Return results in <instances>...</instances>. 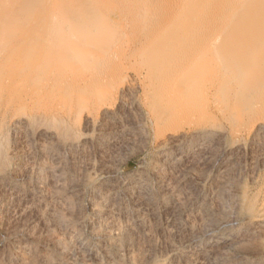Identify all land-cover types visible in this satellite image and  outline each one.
<instances>
[{
  "label": "bare ground",
  "instance_id": "1",
  "mask_svg": "<svg viewBox=\"0 0 264 264\" xmlns=\"http://www.w3.org/2000/svg\"><path fill=\"white\" fill-rule=\"evenodd\" d=\"M0 114H4V116L2 115V117L5 121L7 119V118L5 119V116L11 120L9 122H12V126H11L12 137H13V135L18 136V134H19L18 137H20V144H22L23 146L26 144L28 146V143L31 144V142H32V144L34 146L33 151L36 152V154L38 155L37 157H40V156L43 157L42 154L44 153V147L49 148V146L54 145L56 147V150H60L61 146L64 147V145H66L68 143L69 147L71 148L73 146L72 141L69 142L67 139L74 137L73 133H75V132H73L72 134H71V132L74 130L75 127L73 126L74 128L72 129L70 124L67 122L81 121V123H83V127H84V130L83 129L82 130L84 132H86L84 139H82V141H81V144H87L90 140H91L90 142H92V139H90V140L88 139V132H91V133L94 132L95 133L96 131H99V133L97 135L99 138L103 137L102 139H104V137L107 135H113V137L115 138V141L121 142V140H120L121 138H122V142H125L128 139L133 140L139 135L140 131H141V135H143L142 134V128H144L143 126H145V123L149 122L153 126L151 128L152 129L154 128V131L156 133V139H155L156 143L159 145V147L163 148L162 149L163 152L160 149H159V152L160 151L162 153H165L166 151L171 152L175 148H178V150H179V149H181L180 146H182L183 144H186V143H182V142L183 141L185 142L186 140H188V138H191L194 135L196 136L195 137L196 139L198 137H201V136L202 137L207 136V137L218 138V140H221V142H223V140L227 141L228 138H231L233 141V147L231 149V154L229 153V155H232L233 157H236L235 155H238V159H239V155L241 156V154L244 153L246 150H248L247 148H249V147H247V144H246L247 141L249 143L251 142L253 144L254 143L260 144V142H262L264 140V0H0ZM2 117H1V119H2ZM1 119H0V121H1ZM61 120L65 123V127L64 126L63 127H64V129H66L65 131H63L64 132L63 135H61V133H60L61 125L58 124L59 127L56 126L57 122H60ZM5 124H6V122H5ZM8 124H6V125H8ZM53 124H55V125H53ZM71 124L73 125V123H71ZM78 124H80V122ZM6 125H5V127H6ZM1 126H2V124L0 125V128H1ZM185 126H187V127L188 126H190V127L195 126V128H193L195 130V132H191V130L190 131L188 130V131L191 132L192 134L187 133V131L185 132L183 130V127H185ZM7 127H6V130H7ZM190 127H188V128L190 129ZM79 128H81V126ZM4 130H5V128L2 131H4ZM9 131H10V128H9ZM149 132H150V130H149ZM11 134H10V136H11ZM144 134H145V132H144ZM3 135H5V134L3 133ZM31 135H32V137H31ZM149 135H150V133H149ZM94 136H93V138H94ZM77 137H75L76 140H78ZM89 137H90V135H89ZM62 138L63 139L67 138L66 140L68 142H66V144H64L62 142L63 141ZM12 139H14V138H12ZM124 139H126V140L124 141ZM191 139H194V138L192 137ZM72 140H73V138H72ZM100 140L101 139H99V141ZM1 141H2V139H1ZM15 141L16 140L14 139V143H15ZM79 141H80V139H79ZM211 141H212V139H211ZM214 141H216V140H214ZM17 142H19V141H17ZM61 142L64 145H61L62 144ZM190 142H193V141H190ZM78 143H80V142H78ZM130 143H131V141H130ZM144 143H146V142H144ZM215 143L217 145L220 144V142H215ZM20 144L19 145L16 144V146H13L14 144H12V146L15 147V149L13 150V153L11 156L12 157L11 162L14 160L13 158L16 159V164L13 167L14 169H15V167L16 168L18 167V165L20 164L19 162L23 163V160H21L22 152L26 148L24 150H22L21 149L22 145H20ZM93 144L94 143H92V145ZM122 144H124V143H122ZM194 144H196V143H194ZM68 145H67V149H69ZM218 146L220 147V145H218ZM221 146H222V144H221ZM251 146H250V149H252ZM258 146H260V145H258ZM261 146H264V145L261 144ZM28 147L32 148V146H28ZM113 147L115 149V146H113ZM155 147H157V145ZM0 148L2 149L3 146ZM132 148H134V147H132ZM194 148H196V147H194ZM222 148H223V146H222ZM254 148H255V146H254ZM258 148L260 149V147H258ZM52 149L53 148H51V150ZM78 149L76 148L77 152H78ZM128 149H130V148H128ZM183 149H185V148H183ZM188 149H186L187 152H188ZM7 150H8V148H7ZM28 150H29V148H28ZM56 150L55 151L52 150L53 151L51 153L52 154L51 155L52 162L50 164L48 163L49 165L47 167L44 166L45 168L43 167V165H44L43 162L39 159L36 160L34 157V154H31V155H33V158L31 156V158L33 160L30 161V158H29V162L27 163L28 165L27 166L25 165L27 167V170L25 169L26 168L25 167L24 169L26 171V174H25L24 178H22V177L18 178L17 176H16L17 178L12 177L13 175L15 176V174H17L16 173L17 171L16 172L13 171L15 174H12L13 173L12 171H10V172L7 171L8 169H6V165H8L7 159L9 157H8V155L6 156L5 154H3L5 149H4V151L1 150L2 152H0V184H3L7 180L12 179V180H10V181H13L12 185H7L6 186L7 188H5V189H6V192L10 194L9 196L12 198V200L16 202L17 206L15 207V209H17L16 213H18V217L20 219L26 218V222L28 223L29 221H32L31 220L32 218H29L30 220H27L28 219L27 216L29 215V217H30L31 216L30 213L34 214V218H33L34 223H37L38 226L39 225L44 226V228L47 229V230L46 229L45 230L48 231V233L46 232L48 235H49V232H52V231H53V233L55 232L54 234H56L55 237L53 236L54 234L53 235L51 234V236H53V238L51 236H49L51 238H48V240H46L44 238L45 239L44 241H39L37 243L36 241H38V239L36 241H35V239L38 237H41L43 234L42 235L36 234V235H38L37 237L34 234L35 235V239H34V237H33L34 235L31 233L33 235V236L32 235L31 236L33 237L34 240L32 239V237L31 238L29 237L30 238L29 239L27 236V238L24 239L25 241H22L23 240L22 239L21 241L16 242V244L11 249V250H14V252H15V257H16L15 259L17 260L16 264H141V262H136L135 261L136 259L135 260L132 259L134 257V256H132L134 253L133 251L134 250L136 251V249H133V251H132L130 248L131 243L129 244V243H126V241H125L126 239L131 237L130 236V237L126 238L127 233L129 232V227H132V226H128L126 224V223H128V221L127 222L125 221L126 220L125 217H127L126 216L127 213L125 215V210H127V209L124 210L125 207L124 208L122 207V203H120V200H119L120 204L118 203L119 205H117L116 204L117 200H115L113 198L115 191L114 192H113V190L108 191V195L105 196L107 198H106V201L104 202V204L101 205L102 202L101 203L99 202L100 205L103 207V209L101 206L97 205L100 207V209L97 210L98 207L95 208L96 205L94 203H90L89 205L87 203L88 207H85L86 206L85 205L84 209H86V210L83 209L84 211L81 209L83 211V213H85V214L90 215L91 212L93 213L94 219L96 220L95 221L96 227L94 226L93 223H91L92 227H91L90 223H86V221H90L92 218H90V220L85 221V219L87 217V215H85L86 217L83 221V219L80 220V218H78V215L80 216L81 213L78 211H76L77 214L75 213L76 207H78V209L80 208V206H79L80 203L78 204L76 201H77L78 197H80L79 199H81V196H78L77 199L75 200V203H77L78 206L75 205V203H73L71 206V207H74V205L76 206L75 210L73 208V210H71V211H73L77 216L74 215L73 212L69 213L71 211L68 212L69 209L67 210V208H66V210L68 213L65 212L66 210H63V209L58 210L59 209L58 207L56 208L55 206H53L54 203H53V205L50 206L49 199H52V201H53L54 197H51V196H50L51 198L48 197L49 193L48 194L46 193L47 188H49L51 192L52 191L55 192V190L59 191L58 187L62 186L67 179L66 178L65 181H63V179H60L63 176L62 173L64 171V167L66 166L65 165L63 167V165L67 164V163L62 162L63 164L61 165V161H59L61 156L57 153H54V152H56ZM62 150H65V149L62 148ZM76 150L74 148V151H72V150L71 151L75 152ZM82 150H80L81 153L83 152ZM253 150H256V148ZM253 150H252V152H253ZM65 151H62V152H65ZM260 151L262 152V150H260ZM193 152H194V150H193ZM26 153H27V151H26ZM26 153H25V155L24 154L23 155L27 156ZM30 153H33V152H30ZM46 153H47L46 155H48V152H46ZM70 153H68L69 156H71ZM162 153L159 155L160 157L163 156ZM8 154H10V153L8 152ZM73 154L74 153H72V155ZM172 154H177V153L172 152ZM179 154H181V153H179ZM245 154L246 153H244V156H245ZM254 154H255V152H254ZM258 154H260V153H258ZM75 155H77V154H75ZM82 155L85 156L84 154H82ZM166 155H168V154L166 153ZM159 156H158V158H159ZM260 156L262 157L263 154L262 155L260 154ZM260 156L258 158H260ZM48 157H49V155H48ZM154 157H155V155H154ZM174 157L172 159H174ZM191 157H193V156H191ZM209 157L210 156H208V158ZM251 157H253V156H251ZM51 158L49 157V160H51ZM158 158L156 157V159H158ZM167 158H165V159H167ZM203 158H205V157H203ZM222 158H224V157L222 156ZM248 158H250V156ZM66 159L69 160L70 158H66ZM190 159H192V158H190ZM207 159H206V161H207ZM255 159L256 158H254V160ZM67 160H64V162H66ZM90 160H91V158H90ZM158 160H160V159H158ZM169 160L170 159H168V161ZM174 160H177V159L175 158ZM188 160H189V158H188ZM197 160L195 161L196 163H198ZM222 160H225V159H222ZM227 160H228L227 162H219L218 164L215 165V167L213 166L214 169L217 170L218 172L223 170L224 172L230 173V168H231L232 162L229 161V159H227ZM241 160L239 159L240 162H241ZM254 160H253V162H254ZM256 160H258V159H256ZM256 160H255L256 165H257V163H258V165L257 166L253 165L255 163L254 162V163H252V168L254 166H255L254 168L259 166L260 169H264V157H263V159L261 158L260 161H256ZM47 161H48V158H47ZM168 161H167V163H168ZM203 161L204 160H202V162ZM235 161H236V159H235ZM14 162L15 161H13V163ZM67 162L69 163L71 161H67ZM86 162H88V164H89V161H86ZM154 162H157V161L155 160ZM209 162H210V160H209ZM44 163H46V161ZM74 164H76V166L78 165L77 163H74ZM83 164H85V163H83ZM83 164H81V165H83ZM137 164L139 165V163H137ZM144 164H143V166L142 165L141 166L144 167ZM176 164H178V163H176ZM180 164H183L182 160H181ZM180 164L178 166H180ZM188 164H189V162H188ZM211 164H213V163H211ZM233 164L237 165V163H235V162ZM72 165H73V162H72ZM154 165H157V164H154ZM158 165H159V163H158ZM161 165H163V164H161ZM187 165H185V166H187ZM11 166L12 165L10 164V167ZM68 166H71L70 163L68 164ZM76 166L74 165V167H76ZM94 166H93V163H92V166H87V165H86V167L84 166L85 167L84 171L87 170L90 173L89 177H91V175H95V176L97 175V171H95L96 169L93 168ZM189 166H191V165H189ZM192 166H194V165H192ZM209 166H206L208 168L207 170L211 169L212 165L210 167ZM235 167L236 166H234V168ZM71 168H72V166H71ZM101 168L104 169L103 167H101ZM173 168H171V169H173ZM191 168L192 167H190V169ZM19 169H18V171H19ZM21 169H22V167H21ZM68 169H70V167H68ZM78 169H79V167L77 168V170ZM114 169H116V168H114ZM137 169H138V167H137ZM147 169H146V171H147ZM183 169L184 170L188 169L190 171L189 167L188 168L186 167ZM79 170H78V172H79ZM138 170H136V171H138ZM152 170H153V168H152ZM191 170H194V168ZM205 170L206 169H205V165H204V168L201 171L205 172ZM21 171H24V170H21ZM42 171L46 172L49 175L50 179H48V177L46 176V178H47L46 180H50L49 181L50 184L48 185V187L46 189H44V187H42V186L40 187V185H39V187L37 186V188H34L32 186L33 185L32 183L36 182L35 180L37 179V176H39V174ZM68 171H70V170H68ZM100 171L98 170V173ZM102 171L104 172L105 170H102ZM109 171L107 172V174L110 173ZM119 171H118V173H119ZM141 171L144 172V170H141ZM149 171H150V169H148L147 172H149ZM172 171H174V170H172ZM182 171L179 170L178 175H176L177 172L171 173L169 171L168 176L170 173L175 174L177 177L180 178L179 180H181L182 177H180L179 175H180V173H182ZM236 171H238V170H236ZM254 171H252V172H254ZM73 172H75V171H73ZM114 172H116V171L114 170L111 173L115 174ZM163 172L160 171V173H162V178H163V176L165 178L166 176H165V174L163 175ZM187 172H186V174H184V176H186L188 174ZM195 172L198 173L197 170ZM19 173H20V171H19ZM22 173H24V172H22ZM67 173H69V172H67ZM85 173H86V171H85ZM129 173L132 174V172H129ZM144 173H146V172H144ZM184 173H185V171H184ZM190 173L193 175L192 171H190ZM255 173H256V171H255ZM71 174L75 175V173L74 174L71 173ZM101 174H102V172H101ZM136 174H138V173H136ZM159 174H158V177H159ZM199 174H200V172H199ZM202 174L203 173H201L202 181L199 180L201 183L203 182V178H204L203 177L204 175H202ZM67 175H69V174H67ZM82 175L83 174L81 173V176ZM103 175H105V173H103ZM126 175L127 176H123L120 179L127 181V179L130 178V175H128V173ZM146 175H148V174L146 173ZM175 175H173V176H175ZM182 175H183V173H182ZM210 175H212V173ZM210 175H209V177H211ZM217 175H219V174H216V175L214 174V176H217ZM263 175H261V176H263ZM81 176L77 175L76 178L80 177L81 180H84L83 177L86 175H83L82 178H81ZM98 176H100V175H98ZM144 176H145L144 174L134 175L133 179H134V181H136L138 179L144 178ZM153 176H156V175H153ZM171 176L168 178L173 179V178H171ZM252 176L256 177V175H254V174ZM71 177H73V176H71ZM111 177L114 178V176H111ZM226 177L227 176H225L224 178L222 177L224 179L225 183H226L227 179H228V181H230L229 177L225 180ZM236 177H238V176H236ZM95 178H97V177H95ZM108 178H110V177H108ZM159 178L161 179V177H159ZM175 178L173 180H175ZM197 178L200 179V176L196 177V179ZM205 178H206V176H205ZM261 178L263 179V177H261ZM68 179H67L66 183L68 182L70 185L69 181L72 180V182H73V179L72 178L71 179L68 178ZM156 179H157V177H156ZM176 179H178V178H176ZM194 179H195V177H194ZM38 180L41 181L40 178ZM89 180H90V178H89ZM144 180H146V179H144ZM188 180H189V175H188ZM252 180H254V178H252ZM42 181H44V179H42ZM111 181H112V179H111ZM176 181H175V184H176ZM178 181H177V184H178ZM210 181H211V179H210ZM100 182H101V180H100ZM105 182H107V181H105ZM120 182L121 181L119 180V183ZM128 182H129V180H128ZM146 182L144 184H146ZM185 182H187V181H185ZM189 182H190V180H189ZM195 182H197V181L195 180ZM211 182H214V186L212 185L214 190L219 189L221 191L222 187L225 186V184H222L224 182L219 183L220 181L217 182V180H215V179ZM258 182H260V181H258ZM40 183H38V184H40ZM60 183H62V185ZM93 183H94V180H93ZM119 183L117 181L116 184H118V186H119ZM148 183L149 182H147V184ZM42 184H44V183H42ZM47 184H48V182H47ZM59 184H60V186H59ZM65 184H64V188H67V189L70 188V190L73 186H75V187H76V185L78 186V184H74L71 187H67V186L65 187ZM95 184H96V182H95ZM137 184H136V182H135V184L132 182L130 183L131 186L135 185L134 189L137 188V186H138ZM140 184H141V182H140ZM166 184L168 187L169 183L166 182ZM34 185H35V183H34ZM36 185H37V183H36ZM66 185H68V184H66ZM127 185H126V187H128ZM159 185H160V183H159ZM164 185L165 184H163V186ZM191 185H192V183H191ZM82 186H80V187L82 188ZM96 186H98V185L96 184ZM183 186H184V182H183ZM238 186H236V187H238ZM91 187H92V185H91ZM98 187H100V185ZM2 188H3V186H2ZM21 188H23V190H21ZM84 188L85 187L83 186L82 190ZM173 188H174V186H173ZM223 188H225V187H223ZM256 188H258V187H256ZM76 189H78V188L76 187ZM76 189H74V191ZM92 189H93V187H92ZM115 189L117 191V188H115ZM119 189H120V191H122L121 188H119ZM124 189H126V188H124ZM138 189H139V191H141V190H143V187H140ZM169 189H171L170 191H172V186ZM182 189H183V187H182ZM182 189H180V190H182ZM95 190H97V189H95ZM104 190H105V188H104ZM162 190H163V188H162ZM177 190H178V188H177ZM234 190L235 189H233V191ZM0 191H2V190L0 189ZM22 191H24V192H22ZM78 191L81 192V190H78ZM84 191H86V190H84ZM100 191H97V192H100ZM175 191L173 193H175ZM225 191H226V189H225ZM250 191H251V189H250ZM250 191H247V190L245 191V189L239 190V191L235 192L236 193L235 196L232 195V196H234L232 199H234V198L235 199L234 200L230 199V201H232V202L236 201V203H238L237 205H240L241 209L248 211L251 214L253 212L256 213L257 209L255 207H250L251 205L249 206L248 203L250 200L253 201L252 199L258 197L260 194L262 196V192L259 191L256 194H252ZM252 191H253V189H252ZM3 192H4V190H3ZM6 192H5V194H6ZM51 192H50V194H51ZM101 192L103 193L104 191H101ZM126 192H127V189H126ZM129 192H130V190H129ZM160 192H165V190L164 191L160 190ZM2 193H0V194H2ZM65 193H67V192H64L63 194H65ZM102 193H100V194H102ZM133 193H134V191H133ZM178 193H180V192H178ZM231 193H232V191H231ZM253 193H255V192H253ZM54 194H55L54 201L56 202V198H57L56 196L57 195H56V193L52 192V195H54ZM84 194H85V192H84ZM116 194H118V193H116ZM143 194L141 195V197L142 196L144 197ZM158 194H159L158 197H160L161 194L160 193H158ZM162 194L164 195V193H162ZM224 194H226V193H224ZM72 195H73V193H72ZM76 195H78V194H76ZM124 195H126V194H124ZM179 195H181V193ZM201 195H202V193H201ZM221 195H219V198H221V200L224 201L225 200L223 197L224 195L223 196H221ZM228 195L229 194H226V196H228ZM263 195H264V192H263ZM137 196H140V195L136 194V197ZM154 196H156V195L154 194ZM171 196H173V195H171ZM177 196H178V194H177ZM214 196H213V198H214ZM229 196L231 198V195H229ZM1 197H4V196L2 195ZM10 197H8V198H10ZM84 197L86 198V196H84ZM102 197H104V196H102ZM105 197H104V199H105ZM129 197L130 196H128V198ZM163 197L166 198L165 195ZM175 197H174V199H175ZM178 197H179V201H178V199H177V201L180 202V200H182V199L180 198V196H178ZM64 198H66V197H64ZM75 198H76V196H75ZM122 198L123 197H121V199ZM137 198H139V197H137ZM196 198H198V197H196ZM219 198H217V200ZM225 198H227V197H225ZM6 199L4 200V202L6 201ZM71 199H73V201H74V198L71 197V195H70L69 200H67V199L66 200L69 202ZM82 199H84V198H82ZM95 199L96 198H94L93 201ZM101 199H103V198H101ZM124 199H126V198H124ZM130 199H132V198H130ZM155 199L157 200V197ZM215 199H216V197H215ZM59 200H61V199L59 198ZM97 200L95 201L96 204H97ZM139 200H140V198H139ZM146 200H147V198H146ZM150 200H152V199L150 198ZM260 200L261 199H259V201ZM0 201H1V198H0ZM36 201H38L39 204L38 203L35 204ZM67 201H64V202L66 203ZM79 201L81 203L83 202L82 200H79ZM138 201H137V203H139ZM157 201H153V202H157ZM203 201H206V199ZM216 201H215V203H216ZM222 201H220V202H222ZM225 201H227V200H225ZM147 202H146V204L151 206L150 203L148 204ZM181 202L183 203L184 201H181ZM201 202H202V200H201ZM207 202H209V201H206V203ZM213 202H214V199H213ZM59 203H58V205L62 204V202L60 204ZM69 203L71 204L72 201H70ZM137 203H136V205H137ZM180 203H178L179 204L178 207L182 206L181 205L182 203L181 204ZM233 203H235V202H233ZM253 203H254V201H253ZM11 204H13V203H11ZM66 204L65 205L62 204L64 206L63 207L64 209L66 207ZM130 204H131V202H130ZM194 204H196V203H194ZM260 204H264V200H263V203H260ZM6 205H8L7 202H6ZM13 205L15 206V204H13ZM13 205H10V206H13ZM189 205H190V202H189ZM215 205H213V206L211 205L210 208H213V207L215 208ZM254 205H256V204H254ZM128 206H126V207H128ZM138 206H140V205L138 204ZM173 206H174V204H173ZM175 206L177 207V205H175ZM43 207H45V208L48 207L47 211H49L48 212L50 214L49 216L52 215L54 218H58L59 220L62 219L63 220V221L61 220L62 223H64V222L67 223V225H65L66 223H64L65 226H62L63 224H60L61 226L59 225L60 229L62 230V231H60L61 235H60V233H59V235L57 234L59 232V230L56 229V231H58L56 233V231L54 229V228H58V224H57V221L59 222L58 219H57V221H55L56 219L54 220L56 223L52 220V222H54L53 224H55L54 228L50 223L51 221H48L50 223V225L45 224L46 221L44 220V218H47L48 214H46V216H44L45 215L44 213H43L44 215L42 214V212H45V210L42 211V209H44ZM67 207H70V206L68 205ZM155 207H157V206L155 205ZM176 207L174 209H176ZM199 207L197 210L200 209ZM2 208H4V207H2ZM13 208H11V209H13ZM60 208H62V206ZM81 208H83V206ZM150 208L148 207V209H150ZM172 208L170 207V210ZM15 209L12 211L14 212ZM145 209H146V207H145ZM174 209H172V210L175 211ZM221 209H222V211H225V210H223V208H221ZM95 210H97V211L94 212ZM151 210H150V213L156 211V210L155 211H151ZM157 210L159 212H163V211H160L159 209H157ZM165 210H167V209H165ZM168 210H169V208H168ZM201 210H204V209H201ZM216 210H217V208H216ZM158 211H157V213H158ZM262 211L263 210H261V212ZM233 212H234V210H233ZM165 213L168 214L167 211ZM200 213H203V212H200ZM210 213H211V211H210ZM12 214H14V213H12ZM155 214H156V212H155ZM155 214H154V218L156 219ZM206 214H208V213H206ZM215 214L216 213H214V215ZM131 215H132V213H131ZM147 215H149V214L147 213ZM200 215L202 216V214H200ZM214 215L213 216L210 215V216H212L214 218ZM83 216H84V214L81 216V218ZM180 216H182V215L180 214ZM256 216H257V214H256ZM53 217H52V219H54ZM104 217H106L108 219V223L110 226L107 227L108 223L106 225L104 224V226H101L102 224L101 225L98 224V227L101 226L100 228H102V229L100 232H97V234L94 233L98 230L97 229L96 231H94L97 228L96 222L97 221L100 222L101 219L104 222V220L106 219V218L103 219ZM205 217H206V215H205ZM234 217H237V216L234 215ZM7 218H9V217H7ZM132 218H133L134 222L138 221V222L142 223L143 225H145L143 223L145 221H143V220L139 221V219L141 217H140V214L138 212L135 213ZM132 218H130V219L132 220ZM173 218L175 219V217H173ZM178 218H179V216H178ZM188 218L186 221H189ZM237 218L235 220H237ZM107 219H106V221H107ZM142 219H144V218H142ZM158 219H159V217H158ZM176 219H177V217H176ZM179 219H182V218L180 217ZM205 219H208V218H205ZM231 219H233V218H231ZM127 220H128V218H127ZM239 220L241 222L243 219H239ZM148 221H149V219H148ZM152 221L154 222V219ZM163 221H164V219H163ZM173 221H175V220H173ZM202 221H204V220H202ZM227 221L228 220H226V222ZM243 221H247V220H243ZM243 221L241 223H243ZM26 222L23 221L22 226H24L23 224H26ZM120 222L122 223L121 226H123V228L120 226ZM171 222L172 221L170 220V223ZM224 222H222L223 225H224ZM233 222H235V221H233ZM104 223H106V222H104ZM166 223L169 224L168 221ZM8 224H9V222H8ZM10 224H11V222H10ZM88 224L90 225V227L92 229L89 228L90 231H89V229L87 230L89 232L86 231L87 233L82 234L80 227L81 228L83 226L87 227ZM147 224H149V223H147ZM159 224H158L159 227H160V225L165 226V222H164V224H160V225ZM175 224H176V222L174 223V225ZM130 225H131V223H130ZM143 225H142V227H143ZM172 225H173V223H172ZM191 225H195V223L191 224ZM225 225H228V224H225ZM250 225L251 226H249V227L252 228V230H253V232H255V234H258V233H256L257 230H260V232H259V234H260L261 229H263V231H264V218L257 217V219L252 220ZM31 226H33V225L31 224ZM31 226H28V227H31ZM38 226H37V228H40ZM151 226L147 227V229H149ZM164 226H161V227H162V229L165 230ZM206 226H208V225H206ZM103 227H105V228H103ZM144 227L142 228V231L145 232ZM154 227H152V228H154ZM168 227H170V226L168 225ZM185 227H186V225H185ZM228 227H230V224L228 225ZM233 227H234V225H233ZM15 228L16 227H14V230L16 231L17 229H15ZM41 228H43V227H41ZM41 228L38 229V232H40L39 230H41ZM237 228L240 229L241 226L239 227V224H238ZM242 228H243V226H242ZM30 229H27V230H30ZM160 229H158V230H160ZM171 229H169V230L171 231ZM176 229H178V228H176ZM189 229H190V227H189ZM33 230H34V228H33ZM33 230H31V231H33ZM230 230L231 229H225L224 231L222 230L223 231V234L221 235L222 237L219 238V240L217 239L218 241H213L214 238H213V240L211 238H208V240H206L208 243L207 253H209L210 256L214 254V257H215L216 255H219V254L215 255V253L219 252V250H222V251H223V249L226 250V248H228L230 246L232 247V245L235 244L234 243L235 240L233 242V240L230 239L231 238L229 236ZM42 231H44V230H42ZM146 231H148V233H150L149 232L150 230H146ZM237 231L235 230V232H237ZM242 231H241V233H242ZM33 232H35V231H33ZM130 232H131V230H130ZM139 232L141 233V231H139ZM139 232H137V235L138 234L140 235ZM144 232H142V233H144ZM158 232H161V231H158ZM165 232H166V230H165ZM188 232H190V231H188ZM208 232L209 231H207V233ZM23 233H25V232H23ZM46 233H44L45 235L43 237L47 236ZM134 234H136V233H134ZM152 234H154V231ZM159 234L160 233H158L157 235L154 234L153 236H155V235L160 236L161 234L160 235ZM174 234H175V232H174ZM216 234L212 233V235H216ZM232 234H233V232H232ZM250 234H252V233H250ZM18 235H20V234H18ZM129 235H130V233H129ZM144 235L146 236V234H144ZM164 235L166 236V234H164ZM175 235L177 237V234H175ZM23 236L26 237L25 234ZM148 236H151V235L147 234L146 237H148ZM195 236H196V234H195ZM209 236H211V234ZM217 236H215V237H217ZM256 236H255V238H256ZM260 236L262 237L261 234L258 235L259 238H260ZM94 237H97L96 239L100 240V242H98L96 240L99 243V245H98V247H96V249L92 246V244H90L91 240ZM141 237L139 236V238H141ZM143 237H142V239L146 238V237H144V238ZM169 237H173V235L172 236L168 235V238ZM248 237H249V235H248ZM41 238H40V240H41ZM196 238H195V240H196ZM138 239H136V240H138ZM178 239H179V237H178ZM232 239H234V238H232ZM144 240H143V242H144ZM173 240L175 242V239H173ZM237 240H239V239H237ZM241 240L239 242H242ZM253 240H255V239H253ZM253 240H250V242L251 241L253 242ZM187 241H190V239ZM84 242L85 243L87 242L88 244L84 245L83 244ZM133 242L131 244V247L133 245ZM149 242H150V240H149ZM179 242H176V243L180 244ZM204 242L205 241H203V243ZM239 242L237 241V243H239ZM244 242L242 244H244ZM10 244H13V243L11 242ZM169 244H170V241H169ZM166 245H168V244H166ZM196 245H198V244H196ZM204 245H205V243H204ZM256 245H254V248H256L255 247ZM82 246L83 247L92 246L95 250L93 249V251L89 252L88 249L86 248L88 253H85L86 251L85 252L83 251V249H85V248H83ZM171 246H172V242H171ZM171 246L169 245V246H167V248L164 247V249L165 250L168 249V252L166 251L167 252L166 254H168L170 256L169 258H171V260L173 262L174 261L176 262V258L178 256L176 254L177 250L173 251L174 247H172V249H170ZM173 246H175V244H173ZM180 246H179V248H180ZM240 247L241 246H239V249H242L245 246H243L242 248H240ZM136 248H138V247H136ZM156 248H157V246H156ZM156 248H154V249H156ZM159 248L161 249L160 246H159ZM159 248H157V249L159 250ZM176 248L177 247L175 246V249ZM195 249H197V247ZM144 250H146V248ZM148 250H151V248ZM179 250H181V249H179ZM182 250H183V248H182ZM1 251H4V250L2 249ZM5 251H6V249H5ZM131 251L133 253H131ZM137 251H139V250H137ZM152 251H155V250L152 249ZM203 251H202V253H203ZM233 251H234V249H233ZM236 251H238V250H236ZM229 252H231V251H229ZM239 252H240V250H239ZM7 253H8V251H7ZM146 253H147V251H146ZM155 253H157V252H155ZM178 253H179V251H178ZM189 253H192V252L189 251ZM202 253L200 252V254H202ZM243 253H245V252L243 251ZM259 253H258V255H259ZM2 254L6 255L3 252H2ZM70 254L71 255L73 254V258H70V256H71ZM121 254H122V256H121ZM186 254H188V252H186L185 255ZM196 254L198 255L199 253L197 252ZM226 254H228V253H226ZM235 254H237V253H235ZM247 254L249 255V253H247ZM252 254H253V256L255 255L254 253H252ZM9 255H11V253H9ZM145 255H143V256L141 255V256L144 258ZM152 255H153V253H152ZM157 255H158V253H157ZM179 255L181 256V254H179ZM229 255H227V256L224 255V256H226V258H227ZM248 255H246V256H248ZM131 256H132V258H131ZM141 256H139V257H141ZM243 256H245V254ZM246 256H245V258H247ZM1 257H3V256L1 255ZM10 257H9V260H10ZM149 257H150V255H149ZM159 257H162V256H159ZM204 257H206V256H204ZM204 257L198 256V258H197L198 263L202 262ZM4 258H5V256H4ZM145 258H146V256H145ZM148 258H146V259H148ZM184 258L185 257L183 256V259ZM186 258H187V256H186ZM194 258H196V257H194ZM208 258H205V259L209 260ZM242 258H239L241 260V262H243ZM146 259H144V260L146 261ZM216 259H218V257ZM261 259H263V258H261ZM139 260H140V258H139ZM144 260H142V261L144 262ZM148 260H147V262H148ZM188 260L190 262L191 259H188ZM192 260H193V258H192ZM240 260H238V261H240ZM250 260H252V262H253L254 259L250 258ZM10 261H12V260H10ZM137 261H138V259H137ZM162 261H165V260H162ZM184 261H186V259ZM0 262H2V261L0 260ZM4 262L6 263L7 261H4ZM159 262H161V260ZM219 262H221V261H219ZM228 262H230V261H228ZM152 263H153V258L150 259V264H152ZM207 263H209V261H207ZM224 263H226V261H224ZM231 263H232V261H231ZM244 263L247 264V261ZM254 263H255V261H254ZM256 263H258V261ZM262 263H264V262L262 261ZM145 264H147V263H145ZM165 264H167V263H165ZM236 264H239V263L236 262Z\"/></svg>",
  "mask_w": 264,
  "mask_h": 264
},
{
  "label": "rangeland",
  "instance_id": "2",
  "mask_svg": "<svg viewBox=\"0 0 264 264\" xmlns=\"http://www.w3.org/2000/svg\"><path fill=\"white\" fill-rule=\"evenodd\" d=\"M2 115L4 116V114H0V116L2 117ZM1 117H0V119H1ZM7 118V119H6ZM5 119H6V121L3 119V117H2V119H1V123H0V125L2 124V126H1V128H0V141H1V139H2V141L0 142V147H2L3 146V148L1 149L0 148V152H2L1 150H3L4 151V149H5V151L3 152V154H5L6 156L8 155V159H7V164L8 165H6V169H8L7 171H14V172H16L17 174H15L14 172L12 173V174H15V176L13 175L12 177H14V178H24L25 177V174H26V171H25V169L27 170V163L29 162V158H30V161L31 160H33L32 158H33V155H31V154H34V157H35V159L37 160V159H39V160H41L42 162H43V167L45 166V167H47L51 162H52V158H51V153L53 152V151H55L56 150V147L54 146V145H52V146H49V148L48 147H44V153L42 154V156L43 157H37L38 155L36 154V152L35 151H33L34 149V146H33V144H32V142H31V144L30 143H28V146H32V148H30V147H28L27 146V144L26 145H22V144H20V137H18L19 136V134H18V136L17 135H13V137H12V131H11V126H12V122H9V121H11L8 117H6L5 116ZM5 122H6V124H8V125H6L5 124ZM8 122V123H7ZM80 122V124H78ZM64 122L61 120L60 122H57V124H56V126L57 127H59V125H61V127H60V133H61V135H63V131H65L66 129H64V127H65V123L63 124ZM67 123H69L70 124V126L72 127V129L74 128V130L71 132V134L73 133V132H75V133H73V135H74V137H72L73 138V140H72V138H70V139H67L69 142L70 141H72V144H73V146L70 148L69 147V145H68V143L66 144V142H68L66 139H63V143L64 144H66V145H64L62 142V144L61 145H64V147L63 146H61V149L60 150H56V152H54V153H57V154H59L61 157H60V159H59V161H61V165L63 164V163H67V164H64L63 165V167H64V171H63V173H62V177L60 178V179H63V181H65V179L67 178H72L73 179V182H72V180H70L69 182H70V185H69V183L67 182L66 183V181H67V179H66V181L64 182V184L66 183V184H68V185H66L65 184V187L67 186V187H71L72 185H74V184H78V186L76 185V187L78 188V189H76V187L75 186H73L72 188H71V190H70V188H64V184L62 185V183H60L62 186H60V184H59V186L60 187H58L59 189V191H57V190H55V192L54 191H52L53 193H56V202L54 201V199H55V194L54 195H52V192L50 191V189L49 188H47L48 187V185L50 184V180H46L47 178H46V176L48 177V179H50L49 178V175L46 173V172H41L40 174H39V176H37V179L35 180L36 182H33L32 184V186L34 187V188H37V186L39 187V185H40V187L42 186V187H44V189H46L47 188V190H46V193L48 194V197L49 198H51V197H54L53 198V201H52V199H49V202H50V206L51 205H53V203H54V205L53 206H55L56 208L58 207L59 209L58 210H66V208H67V210H68V212L69 211H71V210H73V208H74V210H75V205H77L78 206V204H79V206H80V208L78 209V207H76V210H75V213L77 214V212L76 211H78V212H80L81 214H80V216L78 215V218H80V220L81 219H83V221H84V219H85V215H87V217H86V219H85V221L86 220H90V218H92L90 221H86V223H90V225H91V223H93L94 224V226L96 227V225H95V219H94V216H93V213L91 212L90 213V215L89 214H85V213H83V211L84 210H86V209H84L85 207H88L87 206V203H88V205L90 204V203H94L96 206H95V208H97L98 207V209L97 210H99L100 209V207L99 206H101L102 204H104V202L106 201V198L107 197H105V196H107L108 195V191L109 190H113V192L115 191V193H114V199L115 200H117V205H119L120 203H122V207L124 208V210L125 209H127V210H125V215H126V213H127V217H125V221L127 222L128 221V223H126L128 226H132V227H129V232L127 233V236H126V238H128V237H130V238H128V239H126L125 241H126V243H131L132 244V242H133V245H132V247H131V244H130V248H131V250L133 251V249H136V251L134 250L133 252L135 253H133L132 251H131V253H133V255L132 256H134L133 258H132V256H131V258L132 259H136L135 261L136 262H141V264H145V263H147V264H150V259H152L153 258V263L152 264H155L156 262V264H165V263H167V264H236V262H238L239 264L241 263V264H245L244 262H246L247 261V264H264V263H262V261L264 262V231H263V229H261V235H262V237L260 236V238L258 237V235H260L259 234V232H260V230H257V232L256 233H258V234H255V232H253V230H252V228L251 227H249V226H251L250 225V223L252 222V220H255V219H257V217H261V218H264V204H260V203H263V200H264V195H263V190H264V169H260L259 168V166L258 167H256V168H254L255 166H257L258 165V163H257V165H256V162H255V160L256 159H258V160H256V161H260L261 160V158L263 159V157H264V146H261V144H263L264 145V140L262 141V142H260V144H253V143H249L248 141H247V147H249V148H247L248 150H246L244 153H246L245 154V156L247 157H249L250 156V158H246L245 156H244V153H242L241 154V156L239 155V159L241 160V162L239 161V159H238V155H235L236 157H233L232 155H229V153L231 154V149H232V147H233V141H232V139L231 138H228V140L227 141H225V140H223V142H221V140H218V138H214V137H207V136H201V137H198L197 139L195 138L196 136L194 135V136H192L194 139H191V138H188V140H186L185 142L183 141L182 143H186V144H183L182 146H180V148L181 149H179L178 150V148H175L174 150H172L171 152L169 151V152H165V153H162L163 152V148H161V147H159V145L156 143V141H155V139H156V133H155V131H154V128L152 129L151 127H153L152 125H151V123H149V122H147V123H145V126H143L144 128H142V134L143 135H141V131L139 132V137L137 136L135 139H133V140H131V139H128V140H126V139H124V141L125 142H122V138L120 139L121 140V142L120 141H115V138L113 137V135H107V136H105L104 137V139H102V138H99L98 137V133H99V131H96L95 133L94 132H88V139L90 140V139H92V142H88L87 144H81V141H82V139H84V136H85V133L86 132H84L83 130H84V127H83V123H81V121H76V122H67ZM71 123H73V125L71 124ZM59 124V125H58ZM63 124V125H62ZM82 124V125H81ZM5 125H6V127H7V130H6V127H5ZM53 125H55V124H53ZM148 125V126H147ZM64 126V127H63ZM69 126V127H70ZM74 126V127H73ZM81 126V128H79ZM148 127V128H147ZM187 126H185V127H183V130L186 132L187 131V133H190V134H192L191 132H195V130L193 129V128H195V126H188V127H190V129L187 127ZM5 128V130L4 131H2L3 129ZM9 128H10V131H9ZM63 128V129H62ZM70 129V128H69ZM71 129V130H72ZM83 129V130H82ZM150 130V132H149V130ZM147 132H146V131ZM191 130V132H189V131ZM6 131V132H5ZM79 133H78V132ZM9 132V133H8ZM144 132H145V134H144ZM3 133L5 134V135H3ZM149 133H150V135H149ZM10 134H11V136H10ZM84 134V135H83ZM76 135V136H75ZM83 135V136H82ZM89 135H90V137H89ZM96 137H95V136ZM141 135V136H140ZM4 136V137H3ZM16 136V137H15ZM78 136V137H77ZM93 136H94V138H93ZM143 136V137H142ZM147 136V137H146ZM31 137H32V135H31ZM75 137H77V139L78 140H76V138ZM113 137V138H112ZM5 138V139H4ZM12 138H14L16 141H15V143L17 144V145H22V150H24L25 148V150L22 152V158H21V160H23V163L22 162H19L20 164L18 165V167L20 168H16L15 167V169L13 168L14 166H15V164H16V159L15 158H13L14 160L13 161H15L14 163H13V161L11 162V160H12V153H13V150L15 149V147H13V146H16V144L14 143V139H12ZM98 138V139H97ZM201 138V139H200ZM204 138V139H203ZM206 138V139H205ZM7 139V140H6ZM10 139V140H9ZM79 139H80V141H79ZM99 139H101L100 141H99ZM141 139V140H140ZM144 139V140H143ZM197 141H196V140ZM211 139H212V141H211ZM193 141L194 143H196V144H194L193 142H190V141ZM195 140V141H194ZM200 142H199V141ZM214 140H216V141H214ZM218 140V141H217ZM13 141V142H12ZM17 141H19V142H17ZM76 141V142H75ZM103 141V142H102ZM130 141H131V143H130ZM142 141V142H141ZM75 142V143H74ZM78 142H80V143H78ZM119 144H117V143ZM120 142V143H119ZM144 142H146V143H144ZM156 144H155V143ZM204 142V143H203ZM214 142V143H213ZM215 142H220V144H218V145H220V147L215 143ZM92 143H94L93 145H92ZM107 143V144H106ZM122 143H124V144H122ZM212 143V144H211ZM3 144V145H2ZM12 144H14L13 146H12ZM79 144V145H78ZM91 144V145H90ZM111 144V145H110ZM126 144V145H125ZM137 144V145H136ZM155 144V145H154ZM202 144V145H201ZM211 144V145H210ZM221 144H222V146H223V148H222V146H221ZM224 144V145H223ZM252 146H251V145ZM67 145H68V148L69 149H67ZM125 145V146H124ZM130 145V146H129ZM136 145V146H135ZM157 145V147H155ZM200 145V146H199ZM252 147V149H250V146ZM258 145H260V146H258ZM7 146V147H6ZM26 146V147H25ZM80 148H79V147ZM86 146V147H85ZM113 146H115V149H114V147ZM206 146V147H205ZM210 146V147H209ZM254 146H255V148H256V150H253V149H255L254 148ZM13 147V148H12ZM66 147V148H65ZM85 147V148H84ZM93 147V148H92ZM132 147H134V148H132ZM194 147H196V148H194ZM199 147V148H198ZM205 147V148H204ZM209 147V148H208ZM218 147V148H217ZM258 147H260V149L258 148ZM262 147V148H261ZM7 148H8V150H7ZM10 148V149H9ZM28 148H29V150H28ZM51 148H53L52 150H51ZM62 148L63 149H65V150H62ZM74 148H75V150H76V148L78 149V152H77V150L75 151V152H72V151H74ZM128 148H130V149H128ZM183 148H185V149H183ZM189 148V149H188ZM215 148V149H214ZM258 148V149H257ZM83 149V150H82ZM98 149V150H97ZM138 149V150H137ZM159 149L160 150H162V152L160 151L159 152ZM183 149V150H182ZM186 149H188V152H187V150ZM194 150V152H193V150ZM199 149V150H198ZM208 149V150H207ZM225 149V150H224ZM228 149V150H227ZM230 149V150H229ZM47 150V151H46ZM69 150V151H68ZM72 150V151H71ZM80 150H82L83 152L81 153L80 152ZM107 150V151H106ZM177 150V151H176ZM191 150V151H190ZM197 150V151H196ZM250 150V151H249ZM252 150H253V152H252ZM260 150H262V152L260 151ZM26 151H27V153H26ZM51 151V152H50ZM62 151H65V152H62ZM104 151V152H103ZM176 151V152H175ZM180 151V152H179ZM209 151V152H208ZM228 151V152H227ZM249 151V152H248ZM259 151V152H258ZM8 152L10 153V154H8ZM29 152V153H28ZM30 152H33V153H30ZM46 152H48V155H49V157L51 158V160H49V157H48V155H46L47 153ZM67 152V153H66ZM71 152V153H70ZM77 152V153H76ZM80 152V153H79ZM86 152V153H85ZM172 152L173 153H177V154H172ZM181 153V154H179V153ZM184 152V153H183ZM206 154H205V153ZM214 152V153H213ZM217 152V153H216ZM222 152V153H221ZM227 152V153H226ZM251 152V153H250ZM254 152H255V154H254ZM260 153L261 155L263 154V156L261 157L260 156V154H258V153ZM25 153H26V155L27 156H24L25 155ZM63 153V154H62ZM68 153H70L71 154V156H69V154ZM72 153H74L73 155H72ZM110 153V154H109ZM163 154V156H159L160 154ZM166 153L168 154V155H166ZM203 153V154H202ZM248 153V154H247ZM253 153V154H252ZM24 154V155H23ZM65 157H63L62 155ZM66 154V155H65ZM75 154H77V155H75ZM82 154H84L85 156H83ZM157 154V155H156ZM187 154V155H186ZM191 154V155H190ZM197 154V155H196ZM208 154V155H207ZM226 154V155H225ZM257 154V155H256ZM29 155V156H28ZM68 155V156H67ZM102 155V156H101ZM130 155V156H129ZM154 155H155V157H154ZM175 157H174V156ZM189 155V156H188ZM204 155V156H203ZM218 155V156H217ZM224 157V158H222V156ZM243 155V156H242ZM257 157H256V156ZM31 156H32V158H31ZM76 156V157H75ZM158 156H159V158H158ZM165 156V157H164ZM169 156V157H168ZM179 156V157H178ZM187 156V157H186ZM191 156H193V157H191ZM196 156V157H195ZM208 156H210L209 158H208ZM213 156V157H212ZM215 156V157H214ZM251 156H253V157H251ZM260 156V158H258ZM37 157V158H36ZM76 159H75V158ZM115 157V158H114ZM154 157V158H153ZM156 157L158 158V159H160V160H158V159H156ZM168 157V158H167ZM174 157V159L176 158L177 160H174V159H172ZM199 159H198V158ZM203 157H205V158H203ZM218 157V158H217ZM228 157V158H227ZM242 157V158H241ZM244 157V158H243ZM27 158V159H26ZM47 158H48V161H47ZM66 158H70L69 160H67ZM73 158V159H72ZM90 158H91V160H90ZM113 158V159H112ZM165 158H167V159H165ZM188 158H189V160H188ZM190 158H192V159H190ZM198 160H197V159ZM210 160V162H209V160ZM215 158V159H214ZM220 158V159H219ZM231 158V159H230ZM252 158V159H251ZM254 158H256L255 160H254ZM25 159V160H24ZM75 159V160H74ZM79 159V160H78ZM102 159V160H101ZM120 159V160H119ZM168 159H170L169 161H168ZM184 159V160H183ZM204 160L203 162H202V160ZM206 159H207V161H206ZM222 159H225V160H222ZM227 159H229V161H231L232 162V165H231V168H230V173H228V172H224L223 170H221V171H217V170H215L214 169V167H215V165L216 164H218L219 162H227L228 160ZM235 159H236V161H235ZM238 159V160H237ZM249 159V160H248ZM20 160V161H21ZM64 160H67V161H71V162H69L70 163V165L72 166V168H71V166H68V162L66 161V162H64ZM73 160V161H72ZM114 160V161H113ZM144 160V161H143ZM156 160L158 163H159V165H158V163L157 162H154V161ZM162 160V161H161ZM181 160H182V163L183 164H180L181 163ZM197 160V162L198 163H196L195 161ZM213 160V161H212ZM220 160V161H219ZM251 160V161H250ZM253 160H254V162H253ZM46 161V163H44ZM76 161V162H75ZM81 161V162H80ZM86 161H89V164H88V162H86ZM105 161V162H104ZM167 161H168V163H167ZM180 161V162H179ZM188 164V162H189V164L187 165L185 162ZM188 161V162H187ZM192 161V162H191ZM217 161V162H216ZM247 163H246V162ZM63 162V163H62ZM72 162H73V165H72ZM81 164H83V163H85L87 166H92V163H93V168L94 169H96L95 171H97V175L95 176V175H91V177H89V171H87V170H85L86 171V173H85V171H84V169H85V167H86V165L85 164H83V165H81ZM91 162V163H90ZM112 162V163H111ZM116 162V163H115ZM162 162V163H161ZM172 162V163H171ZM195 162V163H194ZM202 162V163H201ZM237 163V165H234L233 163ZM241 164H240V163ZM251 164H250V163ZM13 163V164H12ZM49 163V164H48ZM74 163H79L77 166H76V164H74ZM114 163V164H113ZM137 163H139V165L137 164ZM145 163V164H144ZM176 163H178V164H176ZM201 163V164H200ZM205 163V164H204ZM211 166V169H209V170H207L208 168L206 167V166H209L208 164ZM211 163H213V164H211ZM251 165H249V164ZM252 163H254L253 165H255L253 168H252ZM10 164L12 165L11 167L14 169H12L11 167H10ZM143 164H144V167H142L143 166ZM153 164V165H152ZM154 164H157V165H154ZM161 164H163V165H161ZM180 164V166L182 167H180V166H178ZM207 164V165H206ZM244 164V165H243ZM22 165V166H21ZM24 165V166H23ZM26 165V166H25ZM74 165L78 168L79 167V169L81 168H83L82 170L80 169H78L79 170V172H78V170H77V168L76 167H74ZM142 165V166H141ZM166 165V166H165ZM176 165V166H175ZM185 165H187V166H185ZM189 165H191V166H189ZM192 165H194V166H192ZM198 165V166H197ZM203 165V166H202ZM204 165H205V169L207 170H205V172L203 171H201V170H203V168H204ZM249 165V166H248ZM70 167V169H68V167ZM81 166V167H80ZM85 166V167H84ZM97 166V167H96ZM99 166V167H98ZM105 166V167H104ZM116 166V167H115ZM146 166V167H145ZM151 166V167H150ZM162 166V167H161ZM171 166V167H170ZM202 166V167H201ZM209 166V167H210ZM214 166V167H213ZM234 166H236L235 168H234ZM248 166V167H247ZM9 167V168H8ZM21 167H22V169H21ZM26 167V168H25ZM44 167V168H45ZM96 167V168H95ZM101 167H103L104 169H102ZM130 167V168H129ZM137 167H138V169H137ZM174 167V168H173ZM176 167V168H175ZM179 167V168H178ZM188 168L189 167V169H190V167H192L191 169H193L194 168V170H191L190 169V171H192V173H193V175L190 173V171L188 170V169H186V170H184L183 168ZM233 167V168H232ZM242 167V168H241ZM252 169H250V168ZM11 168V169H10ZM25 168V169H24ZM74 168V169H73ZM112 168V169H111ZM114 168H116V169H114ZM119 168V169H118ZM150 169V171L149 172H147L148 171V169ZM152 168H153V170H152ZM160 168V169H159ZM162 168V169H161ZM167 170H166V169ZM171 168H173V169H171ZM18 169H19V171H20V173H19V171H18ZM105 170L104 172L102 171V170ZM110 171H109V170ZM116 171V172H114L115 174H112L111 172L112 171H114V170ZM126 169V170H125ZM129 169V170H128ZM138 170V171H136V170ZM146 169H147V171H146ZM176 169V170H175ZM244 169V170H243ZM256 171V173H255V171ZM21 170H24V171H21ZM68 170H70V171H68ZM77 170V171H76ZM98 170L100 171L99 173H98ZM120 170V171H119ZM133 170V171H132ZM141 170H144V172H146L148 175H146V173H144V172H142ZM172 170H174V171H172ZM180 170V171H182V173H183V175H182V173H180V177H182L181 178V180H179L180 178L179 177H177L176 175H178V171ZM197 170V172L198 173H196L195 171ZM236 170H238V171H236ZM73 171H75V172H73ZM81 171V172H80ZM110 172L109 174H107V172ZM118 171H119V173H118ZM123 171V172H122ZM128 171V172H127ZM155 173H153V172ZM158 171V172H157ZM160 171H164L163 172V175L165 174V178H164V176H163V178H162V173H160ZM169 171L171 172V173H175V172H177V174L175 175V174H171L172 176L173 175H175V176H171L170 174H169V176H168V173H169ZM184 171H185V173H184ZM188 171V172H187ZM214 171V172H213ZM233 171V172H232ZM252 171H254V172H252ZM22 172H24V173H22ZM67 172H69V173H67ZM75 173V175H72L71 173ZM77 172V173H76ZM101 172H102V174H101ZM126 172V173H125ZM129 172H132V174L131 173H129ZM186 172L188 173L186 176H184V174H186ZM199 172H200V174H199ZM209 172V173H208ZM212 173V175H210L211 173ZM216 172V173H215ZM223 172V173H222ZM262 172V173H261ZM22 173V174H21ZM46 173V174H45ZM69 174V175H67V174ZM81 173L83 174V175H86V176H84L83 177V175L81 176ZM103 173H105V175H103ZM128 173V175H130V178L129 179H127V181H124V180H122V179H120L121 177H123V176H127L126 174ZM136 173H138L139 175L140 174H144L145 176H144V178H142V179H138V180H136V181H134V175H138V174H136ZM160 173V174H159ZM167 173V174H166ZM190 173V174H189ZM196 173V174H195ZM201 173H203L202 175H204L203 177L205 178V176H206V178L204 179L203 177V182L201 183L199 180H201L202 181V179H201ZM211 176V177H209V175ZM216 175V174H219V175H217V176H214V174ZM232 173V174H231ZM250 173V174H249ZM254 175H256V177H253L252 175L253 174ZM66 174V175H65ZM78 176H81V178L83 177V179L84 180H81L80 179V177H77L76 178V176L77 175ZM111 174V175H110ZM134 174V175H133ZM158 174H159V177H161V179L158 177ZM195 174V175H194ZM199 174V175H198ZM226 174V175H225ZM252 174V175H251ZM263 175V176H261V175ZM98 175H100V176H98ZM109 175V176H108ZM120 175V176H119ZM153 175H156V176H153ZM161 175V176H160ZM182 175V176H181ZM188 175H189V180H190V182H189V180H188ZM197 175V176H196ZM221 175V176H220ZM223 175V176H222ZM230 175V176H229ZM260 175V176H259ZM17 176V177H16ZM20 176V177H19ZM70 176V177H69ZM71 176H73V177H71ZM105 176V177H104ZM111 176H114V178H112ZM150 176V177H149ZM153 176V177H152ZM171 176V178H178V179H176L175 178V180H173V179H170V178H168V177H170ZM200 176V179L199 178H197L196 179V177H199ZM225 176H227L226 178H225V180L229 177V180L230 181H228V179L226 180V183H225V181H224V177ZM233 178H232V177ZM236 176H238V177H236ZM240 176V177H239ZM244 176V177H243ZM249 176V177H248ZM43 177V178H42ZM94 177V178H93ZM95 177H97V178H95ZM100 177V178H99ZM108 177H110V178H108ZM132 177V178H131ZM148 177V178H147ZM156 177H157V179H156ZM187 179H186V178ZM194 177H195V179H194ZM214 177V178H213ZM223 177V178H222ZM261 177H263V179L261 178ZM41 179V181H39L38 179ZM89 178H90V180H89ZM99 178V179H98ZM117 178V179H116ZM191 178V179H190ZM193 178V179H192ZM209 178V179H208ZM238 178V179H237ZM252 178H254V180H252ZM42 179H44V181H42ZM77 179V180H76ZM80 179V180H79ZM99 181H98V180ZM110 181H109V180ZM111 179H112V181H111ZM133 179V180H132ZM144 179H146V180H144ZM149 179V180H148ZM156 179V180H155ZM165 179V180H164ZM185 179V180H184ZM210 179H211V181H213L214 179L215 180H217V182L218 181H220L219 183H221V182H224V183H222V184H225V186H223V187H225V188H223L222 187V190L220 191L219 189H213V186H214V182H211L210 181ZM261 179V180H260ZM10 180H12V179H10ZM10 180H7L6 182H4L3 184H0V189L2 190V191H0V193H2L3 192V190H4V192L2 193V194H0L1 196L3 195L4 197H1L0 196V198H1V201H0V249L2 250H4V251H1L0 250V257H1V255L3 256V257H1L0 258V260L2 261V262H0V264L2 263V264H11L12 262V264H16L17 263V260L15 259L16 257H15V252H14V250H11L12 249V247L16 244V242H18V241H21L22 239V241H25L24 239H26L27 238V236H28V238L30 237H32L34 234L36 235V234H39V235H42L41 237L43 238H41V237H38V238H36L35 239V235L33 236L34 237V239H35V241L38 239V241H36L37 243L39 242V241H44L45 239L46 240H48V238H53V236L55 237L56 236V234H54L53 233V231L52 232H49V235L47 234L48 233V231H46L47 229L46 228H44V226H42V225H39L38 226V224L37 223H34L33 222V218H34V214H31L30 213V217H29V215L27 216L28 217V219L27 220H30L29 218H32L31 220L32 221H29L28 223L26 222V218H23V219H20L19 217H18V213H16L17 211V209H15V207L17 206L16 205V202L15 201H13L12 200V198L9 196L10 194L9 193H7L6 192V189L5 188H7L6 186L7 185H12V183H13V181H10ZM69 180V179H68ZM81 182H79V181ZM93 180H94V183H93ZM100 180H101V182H100ZM104 180V181H103ZM118 181V183H119V180L121 181L120 183H119V186H118V184H116L117 183V181ZM128 180H129V182H128ZM144 180V181H143ZM148 180V181H147ZM158 180V181H157ZM178 181V184H177V181ZM193 180V181H192ZM195 180L197 181V182H195ZM208 182H207V181ZM240 180V181H239ZM62 181V180H61ZM91 181V182H90ZM105 181H107V182H105ZM149 182L148 184H147V182ZM155 181V182H154ZM175 181H176V184H175ZM185 181H187V182H185ZM192 181V182H191ZM207 183H206V182ZM236 181V182H235ZM251 181V182H250ZM258 181H260V182H258ZM41 182V183H40ZM47 182H48V184H47ZM78 182V183H77ZM95 182H96V184L99 186L100 185V187H98V186H96V184H95ZM134 183L135 184V182H136V184L138 185L137 186V188H135L134 189V187H135V185H133V186H131L130 185V183ZM140 182H141V184H140ZM143 182V183H142ZM146 182V184H144ZM166 182L167 183H169L168 184V187H167V184H166ZM183 182H184V186H183ZM228 182V183H227ZM34 183H35V185H34ZM36 183H37V185H36ZM38 183H40V184H38ZM42 183H44V184H42ZM90 183V184H89ZM93 183V184H92ZM99 183V184H98ZM115 183V184H114ZM125 183V184H124ZM159 183H160V185H159ZM181 183V184H180ZM190 183V184H189ZM191 183H192V185H191ZM194 183V184H193ZM206 183V184H205ZM209 183V184H208ZM89 186H88V185ZM115 186H114V185ZM128 184V185H127ZM157 184V185H156ZM163 184H165L164 186L166 187H164L163 186ZM175 184V185H174ZM198 184V185H197ZM45 185V186H44ZM47 185V186H46ZM84 186L85 188L82 190V188H83V186H82V188L80 187V186ZM91 185H92V187H93V189H92V187H91ZM108 188H106L105 186ZM112 185V186H111ZM121 185V186H120ZM126 185L128 186V187H126ZM130 185V186H129ZM142 185V186H141ZM153 187H152V186ZM182 185V186H181ZM200 185V186H199ZM207 185V186H206ZM213 185V186H212ZM239 185V186H238ZM252 185V186H251ZM256 185V186H255ZM258 185V186H257ZM2 186H3V188H2ZM88 186V187H87ZM95 186V187H94ZM111 188H110V187ZM117 188V191H116V189L114 188ZM118 186V187H117ZM125 186V187H124ZM159 188H158V187ZM171 186H172V191H170L171 189H169V188H171ZM173 186H174V188H173ZM178 186V187H177ZM180 186V187H179ZM188 188H187V187ZM211 186V187H210ZM236 186H238V187H236ZM251 186V187H250ZM63 189H62V188ZM75 187V188H74ZM80 187V188H79ZM103 187V188H102ZM113 187V188H112ZM133 189H132V188ZM140 187H143V190H141V191H139V189L138 188H140ZM149 187V188H148ZM182 187H183V189H182ZM195 187V188H194ZM197 187V188H196ZM202 187V188H201ZM256 187H258V188H256ZM61 188V189H60ZM88 188V189H87ZM101 190V191H104L103 193L99 190V189ZM104 188H105V190H104ZM119 188H121L122 189V191H120V189ZM124 188H126L127 189V192H126V189H124ZM130 188V189H129ZM148 188V189H147ZM152 188V189H151ZM155 188V189H154ZM162 188H163V190H162ZM165 188V189H164ZM177 188H178V190H177ZM187 188V189H186ZM191 188V189H190ZM195 190H194V189ZM206 188V189H205ZM211 188V189H210ZM238 188V189H237ZM262 188V189H261ZM67 189V190H66ZM74 189H76L75 191H74ZM95 189H97V190H95ZM147 189V190H146ZM159 191H158V190ZM174 189V190H173ZM180 189H182V190H180ZM225 189H226V191H225ZM233 189H235L234 191H233ZM237 189V190H236ZM242 189H245V191L247 190V191H250V189H251V193L252 194H256V193H258L259 191H261L262 192V196H261V194L258 196V197H256V198H253L252 200L254 201V203H253V201H249V206L250 207H255L257 210V212L256 213H249L248 211H245V210H243V209H241V207H240V205H237L238 203H236V201H233V202H235V203H233L232 201H230V199H232L234 196H235V192H237V191H239V190H242ZM252 189H253V191H252ZM261 189V190H260ZM21 190H23V188H21ZM66 190V191H65ZM78 190H81V192L80 191H78ZM84 190H86V191H84ZM94 192H93V191ZM124 190V191H123ZM129 190H130V192H129ZM160 190L161 191H164L165 190V192H160ZM169 190V191H168ZM176 190V191H175ZM205 193H203L202 191ZM212 190V191H211ZM25 191V190H24ZM24 191H22V192H24ZM51 192V194H50V192ZM57 191V192H56ZM64 193V192H67V193H65V194H63L62 192ZM97 191H100V192H97ZM132 191V192H131ZM133 191H134V193H133ZM175 191V193H173ZM186 191V192H185ZM190 191V192H189ZM230 191V192H229ZM231 191H232V193H231ZM5 192H6V194H5ZM78 192V193H77ZM81 194H80V193ZM84 192H85V194H84ZM126 192V193H125ZM138 192V193H137ZM144 194H143V193ZM154 192V193H153ZM160 193L161 195H160V197L162 198H160V197H158L159 196V194L158 193ZM168 194H167V193ZM178 192H180L181 193V195H179L180 193H178ZM196 192V193H195ZM226 193V194H229V195H231V198H230V196L228 197V196H226V194H224V193ZM228 192V193H227ZM253 192H255V193H253ZM61 195H60V194ZM70 193V194H69ZM72 193H73V195H72ZM87 193V194H86ZM100 193H102V194H100ZM107 193V194H106ZM116 193H118V194H116ZM121 193V194H120ZM141 193V194H140ZM147 193V194H146ZM153 195H152V194ZM162 193H164V195H165V197L167 198L168 196V198L166 199V198H164L163 196V194ZM170 193V194H169ZM178 194V196H180V198L182 199V200H180V202L181 201H184L182 204L180 203V202H178L179 201V197L177 196V194ZM183 193V194H182ZM199 193V194H198ZM201 193H202V195H201ZM218 193V194H217ZM75 194V195H74ZM76 194H78V195H76ZM90 194V195H89ZM97 196H96V195ZM105 194V195H104ZM124 194H126V195H124ZM132 194V195H131ZM136 194H138V195H140V196H137V197H139L140 198V200H139V198H137L136 197ZM144 195V197L142 196L141 197V195ZM147 196H146V195ZM154 194L156 195V196H154ZM158 194V195H157ZM198 196H197V195ZM204 194V195H203ZM209 194V195H208ZM222 194V195H221ZM60 195V196H59ZM70 195H71V197H73L74 198V201H73V199H71L70 201H72V203L70 204L67 200H69V197H70ZM120 195V196H119ZM163 195V196H162ZM171 195H173V196H171ZM183 195V196H182ZM189 195V196H188ZM196 195V196H195ZM215 195V196H214ZM219 195H221V196H223L224 197V199L225 200H227V201H222L221 200V198H219ZM232 195H234V196H232ZM7 196V197H6ZM51 196V197H50ZM75 196H76V198H75ZM78 196H81V199H79L80 197H78ZM84 196H86V198L84 197ZM94 196V197H93ZM102 196H104L105 197V199H104V197H102ZM128 196H130L129 198H128ZM151 196V197H150ZM176 196V197H175ZM204 196V197H203ZM213 196H214V198H213ZM218 196V197H217ZM261 196V197H260ZM8 197H10V198H8ZM62 197V198H61ZM64 197H66V198H64ZM77 197H78V199H77ZM121 197H123L122 199H121ZM153 197V198H152ZM157 197V200L155 199V198ZM174 197H175V199H174ZM196 197H198V198H196ZM215 197H216V199H215ZM225 197H227V198H225ZM4 198V199H3ZM7 198V199H6ZM59 198L61 199V200H59ZM82 198H84V199H82ZM94 198H96L94 201H93V199ZM101 198H103V199H101ZM117 198V199H116ZM119 198V199H118ZM124 198H126V199H124ZM130 198H132V199H130ZM134 198V199H133ZM146 198H147V200H146ZM150 198L152 199V200H150ZM195 198V199H194ZM204 198V199H203ZM210 200H209V199ZM217 198H219L218 200H217ZM6 199V201L4 202V200ZM67 199V200H66ZM77 199V203H75V200ZM98 199V200H97ZM129 199V200H128ZM137 199V200H136ZM149 199V200H148ZM165 199V200H164ZM172 199V200H171ZM177 199H178V201H177ZM192 199V200H191ZM206 199V201H209V202H207L206 203V201H203V200H205ZM213 199H214V202H213ZM235 199V198H234ZM234 199H232V200H234ZM259 199H261L260 201H259ZM3 200V201H2ZM59 200V201H58ZM79 200H82L83 202L81 203ZM97 200V204H96V201ZM100 200V201H99ZM102 200V201H101ZM119 200H120V203H119ZM136 200V201H135ZM139 200V201H138ZM144 200V201H143ZM160 200V201H159ZM164 200V201H163ZM168 200V201H167ZM190 200V201H189ZM195 200V201H194ZM197 200V201H196ZM201 200H202V202H201ZM217 200V201H216ZM13 201V202H12ZM58 201V202H57ZM62 202V204L63 205H65L66 203V207H65V209L63 208L64 206L62 205V204H60L61 202ZM64 201H67L66 203L64 202ZM122 201V202H121ZM137 201L139 202V203H137ZM144 204H142L141 202ZM148 201V202H147ZM153 201H157V202H153ZM170 201V202H169ZM173 201V202H172ZM180 203L182 206H180V207H178L179 206V204L177 203ZM193 201V202H192ZM215 201H216V203H215ZM219 201V202H218ZM220 201H222V202H220ZM2 202V203H1ZM6 202H7V204L8 205H6ZM52 202V203H51ZM60 202V203H59ZM101 203V205H100V203ZM125 202V203H124ZM130 202H131V204H130ZM133 202V203H132ZM137 203V205H136V203ZM146 202L149 204L150 203V205L151 206H149V205H147L146 204ZM165 202V203H164ZM168 202V203H167ZM172 202V203H171ZM189 202H190V205H189ZM206 204H205V203ZM10 203V204H9ZM11 203H13V204H15V206L13 205V204H11ZM39 204V202L38 201H36L35 202V204ZM58 203L60 204V205H58ZM65 203V204H64ZM73 203H75V205H74V207H71L72 206V204ZM86 203V204H85ZM119 203V204H118ZM128 203V204H127ZM156 203V204H155ZM194 203H196V204H194ZM210 205H209V204ZM214 203V204H213ZM125 204V205H124ZM130 204V205H129ZM134 204V205H133ZM138 204L140 205V206H138ZM144 206H142V205ZM146 204V205H145ZM158 204V205H157ZM162 204V205H161ZM169 204V205H168ZM173 204H174V206H173ZM200 206H198V205ZM216 204V205H215ZM238 206H236V205ZM254 204H256V205H254ZM10 205H13V206H10ZM70 206V207H67V206ZM83 206V208H81L82 206ZM86 205V206H85ZM97 205H99V206H97ZM129 205V206H128ZM155 205L157 206V207H155ZM161 205V206H160ZM175 205H177V207L175 206ZM184 205V206H183ZM188 205V206H187ZM205 205V206H204ZM207 205V206H206ZM209 205V206H208ZM211 205L213 206V205H215V208L213 207V208H210L211 207ZM232 205V206H231ZM253 205V206H252ZM49 206V207H50ZM62 206V208H60ZM85 206V207H84ZM126 206H128V207H126ZM132 206V207H131ZM135 206V207H134ZM159 206V207H158ZM195 206V207H194ZM235 206V207H234ZM248 206V207H249ZM259 206V207H258ZM2 207H4V208H2ZM14 207V208H13ZM102 207V206H101ZM139 207V208H138ZM142 207V208H141ZM145 207H146V209H145ZM148 207L150 208V209H148ZM154 207V208H153ZM161 207V208H160ZM163 207V208H162ZM169 208V210H168V208ZM170 207L172 208V209H174L175 207H176V209H174L175 211H173L172 209L170 210ZM185 207V208H184ZM198 207L200 208L199 210H197L198 209ZM202 207V208H201ZM10 208V209H9ZM11 208H13V209H11ZM44 209H42V211H44L45 210V212H42V214L44 215V216H46V214H48L47 216V218H44V220L46 221V223L45 224H49L50 225V223H51V225L53 226V228H54V226H55V224H53L55 221H57V219L58 218H54L52 215V217L54 218V219H52V217L51 216H49L50 214L48 213L49 211H47L48 210V207H43ZM72 208V209H71ZM131 208V209H130ZM138 208V209H137ZM144 208V209H143ZM153 208V209H152ZM187 208V209H186ZM216 208H217V210H216ZM221 208H223V210H225V211H222V209ZM238 208V209H237ZM262 208V209H261ZM15 209V211L13 212L12 210H14ZM78 209V210H77ZM83 211H82V210ZM102 209H103V207H102ZM133 209V210H132ZM137 209V210H136ZM140 209V210H139ZM142 209V210H141ZM152 209V210H151ZM157 209H159L160 211H163V212H159ZM165 209H167V210H165ZM183 209V210H182ZM195 209V210H194ZM201 209H204V210H201ZM212 209V210H211ZM214 209V210H213ZM5 210V211H4ZM67 210L65 211V212H67ZM80 210V211H79ZM97 210H95L94 212H96ZM150 210L151 211H155L156 212V214H155V212H151L150 213ZM178 210V211H177ZM185 210V211H184ZM197 210V211H196ZM233 210H234V212H233ZM237 210V211H236ZM261 210H263L262 212H261ZM3 211V212H2ZM47 211V212H46ZM130 211V212H129ZM148 211V212H147ZM157 211H158V213H157ZM167 211V213L168 214H166L165 212ZM203 212V213H200V212ZM210 211H211V213H210ZM216 213L215 215H214V213ZM216 211V212H215ZM219 211V212H218ZM236 211V212H235ZM67 212V213H68ZM73 211H71V212H69V213H72ZM139 213L140 214V219H139V221L141 220H143V221H145V222H143L145 225H143L142 223H140V222H138V221H135L134 222V220H133V215L135 214V213ZM146 212V213H145ZM4 213V214H3ZM12 213H14V214H12ZM74 213V212H73ZM74 213V215H76ZM131 213H132V215H131ZM143 213V214H142ZM147 213L150 215H147ZM155 214V216H156V219L154 218V214ZM171 213V214H170ZM174 213V214H173ZM185 213V214H184ZM198 213V214H197ZM205 213V214H204ZM206 213H208V214H206ZM220 213V214H219ZM232 215H231V214ZM84 214V216L81 218V216ZM130 214V215H129ZM145 214V215H144ZM176 214V215H175ZM180 214L182 215V216H180ZM187 214V215H186ZM191 214V215H190ZM200 214H202V216L200 215ZM204 214V215H203ZM222 214V215H221ZM230 214V215H229ZM237 214V215H236ZM244 214V215H243ZM256 214H257V216H256ZM9 215V216H8ZM33 215V216H32ZM92 215V216H91ZM129 215V216H128ZM147 215V216H146ZM153 215V216H152ZM158 215V216H157ZM160 215V216H159ZM205 215H206V217H205ZM209 217H208V216ZM210 215H214V218L212 217V216H210ZM221 215V216H220ZM234 215L235 216H239L238 218L237 217H234ZM243 215V216H242ZM4 216V217H3ZM77 216V215H76ZM143 216V217H142ZM145 216V217H144ZM168 216V217H167ZM170 216V217H169ZM172 216V217H171ZM178 216H179V218L181 217L182 219H179L178 218ZM187 216V217H186ZM194 216V217H193ZM205 218H208V219H205ZM217 216V217H216ZM226 216V217H225ZM245 216V217H244ZM7 217H9V218H7ZM11 217V218H10ZM14 217V218H13ZM51 219H50V218ZM150 217V218H149ZM158 217H159V219H158ZM173 217H175V219L173 218ZM176 217H177V219H176ZM184 217V218H183ZM189 217V218H188ZM212 217V218H211ZM221 217V218H220ZM233 218V219H231V218ZM106 217H104L103 219H105ZM127 218H128V220H127ZM130 218H132V220L130 219ZM142 218H144V219H142ZM168 218V219H167ZM173 218V219H172ZM186 218V219H185ZM187 218H188V220L189 221H186L187 220ZM193 218V219H192ZM216 218V219H215ZM219 218V219H218ZM237 218V220H235ZM20 219V220H19ZM47 219V220H46ZM56 219V220H55ZM107 219V218H106ZM106 219L104 220V222H106V223H104L103 221H102V219L100 220V222L99 221H97L96 222V224H97V228L94 230V231H96L97 229V231L96 232H94V233H96L97 234V232H100L101 231V229L102 228H100L101 226H104V224L106 225L107 223H108V219H107V221H106ZM148 219H149V221H148ZM154 219V222L152 221ZM161 219V220H160ZM163 219H164V221H163ZM166 219V220H165ZM212 219V220H211ZM218 219V220H217ZM225 221H223V220ZM239 219H243V220H247V221H243V223H241L240 222V220ZM16 222H15V221ZM52 220L54 221V222H52ZM59 220V219H58ZM62 220V219H61ZM61 220H59V222L57 221V224H58V228H54L55 229V231H56V229L57 230H59V232L58 231H56V233L59 235V233H60V235H61V232L60 231H62L61 229H60V227H59V225L60 224H63L62 226H65V225H67V223L66 222H64V223H66L65 225H64V223H62L61 222ZM158 220V221H157ZM170 220L172 221L171 223H170ZM173 220H175V221H173ZM195 220V221H194ZM202 220H204V221H202ZM215 220V221H214ZM220 220V221H219ZM226 220H228L227 222H226ZM23 221L24 222H26V224H23L24 226H22V223H23ZM48 221H51L50 223L48 222ZM63 221V220H62ZM148 221V222H147ZM151 221V222H150ZM161 223H160V222ZM169 222V224H167L166 222ZM214 221V222H213ZM217 221V222H216ZM233 221H235V222H232ZM8 222H9V224H10V222H11V224L13 225H9L8 224ZM18 222V223H17ZM21 222V223H20ZM154 224H153V223ZM156 222V223H155ZM164 222H165V226L164 225H160V224H164ZM176 222V224L174 225V223ZM179 222V223H178ZM189 222V223H188ZM192 222V223H191ZM222 222H224V225L222 224ZM231 222V223H230ZM247 222V223H246ZM16 223V224H15ZM56 223V222H55ZM130 223H131V225H130ZM147 223H149V224H147ZM160 223V224H159ZM172 223H173V225H172ZM183 223V224H182ZM188 223V224H187ZM195 223V225H191V224H194ZM204 223V224H203ZM206 223V224H205ZM217 223V224H216ZM241 223V224H240ZM31 224L33 225V226H31ZM35 224V225H34ZM98 224L99 225H101V226H99L98 227ZM136 224V225H135ZM139 224V225H138ZM147 224V225H146ZM157 224V225H156ZM158 224L160 225V227L158 226ZM216 224V225H215ZM221 224V225H220ZM225 224H230V227H228V225H225ZM238 224H239V227L241 226V228L239 229V228H237L238 227ZM243 224V225H242ZM6 225V226H5ZM15 225V226H14ZM38 227H43V228H41V230H39L40 232H38V229H40V228H37V226ZM48 225V226H49ZM90 225L88 224L87 225V227L86 226H83L82 228L80 227V229H81V233L82 234H84V233H87V232H89L90 231V229H92L91 227H92V225H91V227H90ZM122 225V223L120 222V226ZM142 225H143V227H144V229H145V232L144 231H142ZM152 225V226H151ZM155 227H154V226ZM167 225V226H166ZM168 225L170 226V227H168ZM185 225H186V227H185ZM206 225H208V226H206ZM211 225V226H210ZM232 225V226H231ZM233 225H234V227H233ZM11 226V227H10ZM19 226V227H18ZM28 226H31V227H28ZM37 228H35V227ZM47 226V225H46ZM61 226V225H60ZM82 226V225H81ZM110 225H109V223L107 224V227H109ZM149 226H151L149 229H147V227H149ZM161 226H164V228H165V230H166V232H165V230L164 229H162V227ZM174 226V227H173ZM179 226V227H178ZM190 227V229H189V227ZM221 226V227H220ZM224 226V227H223ZM226 226V227H225ZM242 226H243V228H242ZM4 229H3V228ZM14 227H16L15 229H19L18 231L16 230H14ZM18 227V228H17ZM24 227V228H23ZM34 228V230H33V228ZM122 228H123V226H121ZM137 227V228H136ZM152 227H154V228H152ZM171 229V231L168 229ZM220 227V228H219ZM233 227V228H232ZM236 227V228H235ZM31 228V229H30ZM62 228V227H61ZM64 228V227H63ZM85 228V229H84ZM90 228V229H89ZM103 228H105V227H103ZM134 230H133V229ZM141 228V229H140ZM157 228V229H156ZM161 228V229H160ZM176 228H178V229H176ZM193 228V229H192ZM231 229L230 230V233H229V236L231 237H229L231 240H233V242H234V240H235V244L234 245H232V247L230 246V247H228V248H226V250L228 251H226L225 249H223V251L222 250H219V252H216L215 253V255L216 254H219V255H216L215 257H214V254L213 255H211L210 256V254L209 253H207V249H208V243H207V241L206 240H208V238H211L212 240H213V238H214V240L213 241H218L219 240V238H221L222 236V234H223V231L225 230V229ZM27 229H30V230H27ZM46 229V230H45ZM85 231H84V230ZM89 229V231H87ZM100 229V230H99ZM138 229V230H137ZM154 229V230H153ZM158 229H160V230H158ZM205 229V230H204ZM211 229V230H210ZM220 229V230H219ZM243 231H242V230ZM246 231H245V230ZM6 230V231H5ZM31 230H33V231H35V232H33V231H31ZM42 230H44V231H42ZM83 230V231H82ZM130 230H131V232H130ZM146 230H150L149 232L150 233H148V231H146ZM169 230V231H168ZM179 230V231H178ZM181 230V231H180ZM194 230V231H193ZM202 230V231H201ZM214 232H213V231ZM223 230V231H222ZM234 230V231H233ZM235 230L237 231V232H235ZM15 231V232H14ZM21 231V232H20ZM87 231V232H86ZM139 231H141V233L139 232ZM153 231H154V234H158V233H160L159 235L161 236H153L154 234H152L153 233ZM158 231H161V232H158ZM188 231H190V232H188ZM207 231H209L208 233H207ZM212 231V232H211ZM233 232V234H232V232ZM241 231H242V233H241ZM249 231V232H248ZM17 232V233H16ZM23 232H25V233H23ZM28 232V233H27ZM38 232V233H37ZM47 232V233H46ZM137 232H139L140 233V235L138 234L137 235ZM142 232H144V233H142ZM158 232V233H157ZM165 232V233H164ZM168 232V233H167ZM174 232H175V234H177V237H176V235L174 234ZM187 232V233H186ZM192 232V233H191ZM235 232V233H234ZM246 232V233H245ZM23 233V234H22ZM30 233V234H29ZM33 235H32V234ZM44 233H46L47 234V236H45V237H43L45 234ZM63 233V232H62ZM129 233H130V235H129ZM134 233H136V234H134ZM170 233V234H169ZM173 233V234H172ZM212 233L213 234H216V235H212ZM241 233V234H240ZM250 233H252V234H250ZM18 234H20V235H18ZM22 234V235H21ZM26 235V237L25 236H23V235ZM51 234L53 235V236H51ZM133 234V235H132ZM144 234H146V236H147V234L148 235H151V236H148V237H146ZM163 234V235H162ZM164 234H166V236L164 235ZM191 234V235H190ZM194 234V235H193ZM195 234H196V236H195ZM211 234V236H209V235ZM220 234V235H219ZM237 234V235H236ZM245 234V235H244ZM249 235V237H248V235ZM254 234V235H253ZM32 235V236H31ZM144 237H146V238H144ZM168 235L169 236H172L173 235V237H169L168 238ZM193 235V236H192ZM199 235V236H198ZM204 235V236H203ZM218 235V236H217ZM232 235V236H231ZM235 235V236H234ZM244 235V236H243ZM251 235V236H250ZM257 235V236H256ZM6 236V237H5ZM21 236V237H20ZM38 235H36V237H37ZM49 236H51V237H49ZM97 236V235H96ZM139 236L141 237H143L144 239H142V237L141 238H139ZM154 238H153V237ZM190 236V237H189ZM195 236V237H194ZM213 236V237H212ZM215 236H217V237H215ZM247 236V237H246ZM255 236H256V238H255ZM13 237V238H12ZM33 237H32V239H33ZM47 237V238H46ZM150 237V238H149ZM153 239H152V238ZM166 237V238H165ZM178 237H179V239H178ZM198 239H197V238ZM242 239H240V238ZM245 237V238H244ZM21 238V239H20ZM29 238V239H30ZM40 238H41V240H40ZM45 238V239H44ZM97 237H94L92 240H91V243L90 244H92V246L96 249V247H98V245H99V243L98 242H100V240H98V239H96ZM139 238V239H138ZM177 238V239H176ZM195 238H196V240L199 242H197L196 240H195ZM202 238V239H201ZM205 238V239H204ZM232 238H234V239H232ZM259 238V239H258ZM20 239V240H19ZM31 239V240H32ZM33 239V240H34ZM136 239H138V240H136ZM159 239V240H158ZM173 239H175V242H174V240ZM190 239V241H187V240H189ZM192 239V240H191ZM194 239V240H193ZM216 239V240H215ZM218 239V240H217ZM237 239H239V240H237ZM244 239V240H243ZM253 239H255V240H253ZM95 240V241H94ZM98 242H97V241ZM140 240V241H139ZM143 240H144V242H143ZM149 240H150V242H149ZM170 241V244H169V241ZM172 240V241H171ZM184 240V241H183ZM242 241V242H239V241ZM248 242H247V241ZM250 240H253V242L251 243L250 242ZM34 241V242H35ZM129 241V242H128ZM131 241V242H130ZM137 241V242H136ZM139 241V242H138ZM166 241V242H165ZM180 241V242H179ZM182 241V242H181ZM197 243H196V242ZM202 241V242H201ZM203 241H205L204 243H205V245H204V243H203ZM237 241L239 242V243H237ZM245 241V242H244ZM257 241V242H256ZM13 243V244H10V243ZM96 242V243H95ZM136 242V243H135ZM157 242V243H156ZM162 242V243H161ZM171 242H172V246H171ZM176 242H179L180 244H178V243H176ZM191 244H190V243ZM244 242V244H242ZM247 242V243H246ZM140 243V244H139ZM145 243V244H144ZM198 244V245H196V244ZM84 245L85 244H88L87 242L85 243H83ZM138 244V245H137ZM149 244V245H148ZM154 244V245H153ZM161 244V245H160ZM166 244H168V245H166ZM173 244H175V246L177 247L176 249H175V246H173ZM178 244V245H177ZM182 244V245H181ZM186 246H185V245ZM190 244V245H189ZM239 244V245H238ZM241 244V245H240ZM246 244V245H245ZM256 245L255 247L256 248H254V245ZM12 245V246H11ZM136 247H138V248H136ZM147 245V246H146ZM157 246V248H159V246L161 247V249L163 248L164 249V247L165 248H167V246H171L170 247V249H172V247H174L173 248V251H175V250H177L175 253L178 255H176L177 256V258H176V262L174 261H172L171 260V258H169L170 256L168 255V254H166L167 252H168V249L167 250H161L160 248H159V250L156 248V246ZM181 245V246H180ZM184 245V246H183ZM188 245V246H187ZM192 245V246H191ZM196 245V246H195ZM202 245V246H201ZM245 246V247H243V246ZM252 245V246H251ZM7 248H6V247ZM92 246H89V247H87V246H85V247H83V248H87L88 249V251L90 252V251H93V247ZM149 246V247H148ZM152 246V247H151ZM154 246V247H153ZM163 246V247H162ZM179 246H180V248H179ZM191 248H190V247ZM206 246V247H205ZM239 246H241L240 248H242V249H239ZM10 247V248H9ZM183 248V250H182V248ZM197 247V249H195V248ZM82 248V249H83ZM146 248V250H144ZM151 248V250H148V249H150ZM154 248H156V249H154ZM169 248V247H168ZM189 248V249H188ZM206 248V249H205ZM231 248V249H230ZM238 248V249H237ZM253 250H252V249ZM5 249H6V251H5ZM85 249H83V251L85 252V253H88L87 252V249L85 250ZM94 249V250H95ZM152 249L153 250H155V251H152ZM179 249H181V250H179ZM194 249V250H193ZM200 249V250H199ZM233 249H234V251H233ZM238 250V251H236V250ZM258 249V250H257ZM137 250H139V251H137ZM157 250V251H156ZM198 250V251H197ZM203 251V253H202V251ZM239 250H240V252H239ZM256 250V251H255ZM7 251H8V253H7ZM141 251V252H140ZM146 251H147V253H146ZM164 251V252H163ZM167 251V252H166ZM178 251H179V253H178ZM189 251L190 252H192V253H189ZM229 251H231V252H229ZM243 251L245 252V253H243ZM255 251V252H254ZM2 252L3 253H5L6 255H4V254H2ZM138 252V253H137ZM149 252V253H148ZM155 252H157L158 253V255H157V253H155ZM163 252V253H162ZM181 252V253H180ZM183 252V253H182ZM186 252H188V254H186L185 255V253ZM199 253L198 255L196 254V253ZM200 252L202 253V254H200ZM224 252V253H223ZM239 252V253H238ZM260 252V253H259ZM9 253H11V255H9ZM144 253V254H143ZM152 253H153V255H152ZM160 253V254H159ZM163 255H162V254ZM222 253V254H221ZM226 253H228V254H226ZM232 253V254H231ZM235 253H237V254H235ZM247 253H249V255L247 254ZM252 253H254L255 255L253 256V254ZM258 253H259V255H258ZM263 253V254H262ZM146 254V255H145ZM179 254H181V256L183 255L185 258L183 259V256L181 257ZM231 256H230V255ZM239 254V255H238ZM245 254V256L246 255H248V256H246L247 258H245V256H243ZM257 254V255H256ZM71 255V254H70ZM136 255V256H135ZM143 255H145L146 256V258H148L149 257V255H150V259L148 260V259H146L145 258V256H144V258L142 257ZM190 255V256H189ZM209 255V256H208ZM221 255V256H220ZM224 255H229L227 258H226V256H224ZM251 255V256H250ZM4 256H5V258H4ZM11 256V257H10ZM121 256H122V254H121ZM139 256H141V257H139ZM148 256V257H147ZM154 256V257H153ZM159 256H162V257H159ZM180 256V257H179ZM186 256H187V258H186ZM193 256V257H192ZM198 256H206V257H204V259H203V263L202 262H199L198 263V261H197V258H198ZM241 256V257H240ZM250 256V257H249ZM7 257V258H6ZM9 257H10V260H12V261H10L9 260ZM13 257V258H12ZM136 257V258H135ZM138 257V258H137ZM194 257H196V258H194ZM209 257V258H208ZM218 257V259H216ZM243 257V258H242ZM249 257V258H248ZM253 257V258H252ZM70 258H73V254L70 256ZM139 258H140V260H139ZM192 258H193V260H192ZM205 258H208L209 260H207V259H205ZM213 258V259H212ZM215 258V259H214ZM222 260H221V259ZM229 258V259H228ZM233 258V259H232ZM236 258V259H235ZM239 258H242L243 259V262H241V260L239 259ZM250 258L251 259H254L253 260V262H252V260H250ZM261 258H263V259H261ZM5 259V260H4ZM137 259H138V261H137ZM144 259H146V261L144 260ZM186 259V261H184ZM188 259H191L190 260V262H189V260ZM225 259V260H224ZM227 259V260H226ZM235 259V260H234ZM247 259V260H246ZM257 259V260H256ZM14 260V261H13ZM142 260H144V262L142 261ZM147 260H148V262H147ZM158 260V261H157ZM161 260V262H159ZM162 260H165V261H162ZM178 260V261H177ZM212 260V261H211ZM214 260V261H213ZM221 261V262H219V261ZM238 260H240V261H238ZM4 261H7L6 263L4 262ZM16 261V262H15ZM156 261V262H155ZM170 261V262H169ZM206 261V262H205ZM207 261H209V263H207ZM223 261V262H222ZM224 261H226V263H224ZM228 261H230V262H228ZM231 261H232V263H231ZM254 261H255V263H254ZM258 261V263H256ZM4 262V263H3ZM182 262V263H181ZM193 262V263H192Z\"/></svg>",
  "mask_w": 264,
  "mask_h": 264
}]
</instances>
